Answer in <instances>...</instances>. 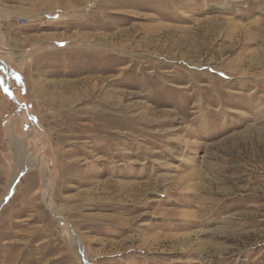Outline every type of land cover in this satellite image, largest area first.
I'll return each instance as SVG.
<instances>
[{
  "label": "rangeland",
  "instance_id": "1",
  "mask_svg": "<svg viewBox=\"0 0 264 264\" xmlns=\"http://www.w3.org/2000/svg\"><path fill=\"white\" fill-rule=\"evenodd\" d=\"M0 81V264H264V0H0Z\"/></svg>",
  "mask_w": 264,
  "mask_h": 264
},
{
  "label": "snow or ice",
  "instance_id": "2",
  "mask_svg": "<svg viewBox=\"0 0 264 264\" xmlns=\"http://www.w3.org/2000/svg\"><path fill=\"white\" fill-rule=\"evenodd\" d=\"M2 83H3V82H2V81H0V85H2ZM5 91L7 92V91H8V89H5Z\"/></svg>",
  "mask_w": 264,
  "mask_h": 264
}]
</instances>
